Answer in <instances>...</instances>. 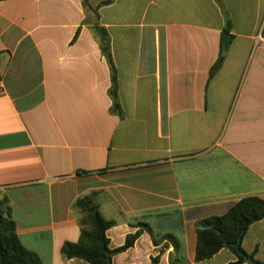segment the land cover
Returning a JSON list of instances; mask_svg holds the SVG:
<instances>
[{
    "label": "crops",
    "instance_id": "1",
    "mask_svg": "<svg viewBox=\"0 0 264 264\" xmlns=\"http://www.w3.org/2000/svg\"><path fill=\"white\" fill-rule=\"evenodd\" d=\"M87 196L111 248L144 230L114 264H170L166 235L236 260L196 263L195 225L264 199V0L0 1L3 208L44 264H88L62 253ZM243 248L264 262V220Z\"/></svg>",
    "mask_w": 264,
    "mask_h": 264
},
{
    "label": "trees",
    "instance_id": "2",
    "mask_svg": "<svg viewBox=\"0 0 264 264\" xmlns=\"http://www.w3.org/2000/svg\"><path fill=\"white\" fill-rule=\"evenodd\" d=\"M2 1V0H0ZM228 22L226 33L231 30ZM109 60L112 57L107 47L104 48ZM224 61L221 55L218 62L211 70L210 78L218 72ZM113 67V65H112ZM116 83V76H113ZM116 95L115 87L112 90ZM74 210L78 213V221L81 236L78 242H66L62 253L68 260L79 259L88 264H114V257L135 246L144 230L140 229L126 238V242L119 248H111L108 231L116 226V221L103 217L100 206L93 196H87L77 200ZM264 220V199L258 196H248L234 205L222 216H212L196 222L197 246L196 263H201L214 258L224 249H229L236 260L229 264H264L256 259L255 253H248L243 248V242L250 227ZM144 228L152 232L148 225ZM169 246L174 247L170 257V264H188L183 242L174 235H166ZM162 253V251L160 252ZM161 256L153 258L152 264H158ZM0 264H44L35 252L27 249L17 234V225L11 213L3 208L0 201Z\"/></svg>",
    "mask_w": 264,
    "mask_h": 264
},
{
    "label": "water",
    "instance_id": "3",
    "mask_svg": "<svg viewBox=\"0 0 264 264\" xmlns=\"http://www.w3.org/2000/svg\"><path fill=\"white\" fill-rule=\"evenodd\" d=\"M229 41H230V37H229V36H227V37H226V41H225V46H228V44H229Z\"/></svg>",
    "mask_w": 264,
    "mask_h": 264
}]
</instances>
